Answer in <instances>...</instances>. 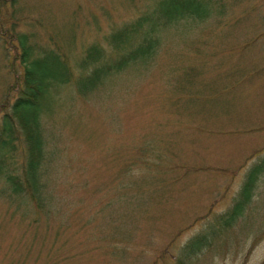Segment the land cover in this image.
Masks as SVG:
<instances>
[{"label": "rangeland", "instance_id": "rangeland-1", "mask_svg": "<svg viewBox=\"0 0 264 264\" xmlns=\"http://www.w3.org/2000/svg\"><path fill=\"white\" fill-rule=\"evenodd\" d=\"M255 3L168 27L152 61L86 97L62 86L44 120L53 198L36 224L32 209L26 215L24 204L8 202L0 179V264H173L180 244L239 199L252 167L264 166V36ZM158 4L18 0L17 29L75 51L106 46L113 27ZM10 60L20 73L0 39V103L8 91L15 96ZM140 177V197L118 199ZM247 208L194 264H264V171Z\"/></svg>", "mask_w": 264, "mask_h": 264}, {"label": "trees", "instance_id": "trees-1", "mask_svg": "<svg viewBox=\"0 0 264 264\" xmlns=\"http://www.w3.org/2000/svg\"><path fill=\"white\" fill-rule=\"evenodd\" d=\"M241 1L159 0L155 9L141 12L134 19L113 27L110 39L104 41L106 46L93 42L75 51L77 45L58 44L52 36L51 46L31 40L34 33L17 29L18 0H0V16L2 13L8 15L7 19L0 17L3 50L5 56L11 55L21 68L18 73L10 60V70L15 78L9 90L13 89L15 96L12 98L8 91L0 103V179L4 183L1 192L8 197V202L17 200L24 204L26 215L33 210L36 224L42 214L48 212L46 205L53 198L49 189L50 177L55 168L51 166L54 152L46 145L44 120L56 112L54 104L62 86L72 87L77 95L86 97L132 65L152 61L162 44L161 33L168 27L183 22L197 24L209 18L217 19L224 16L234 6L233 3ZM255 1V5H259V21L264 36V0ZM241 19L247 20V17L240 16L237 20ZM36 21L40 23L41 20ZM139 154L144 155V152ZM263 171L264 166L260 164L252 167L240 187L239 199L232 201V205L223 212L218 211L209 224L201 225L200 231L180 244L173 264H194L195 258L204 255L231 232L249 209L247 207ZM144 180L140 177L123 187L118 199L125 195L140 197V186ZM130 185H134L131 190ZM136 211L131 210V214ZM141 212L139 209L138 214ZM164 254L165 251L160 253L162 260Z\"/></svg>", "mask_w": 264, "mask_h": 264}]
</instances>
